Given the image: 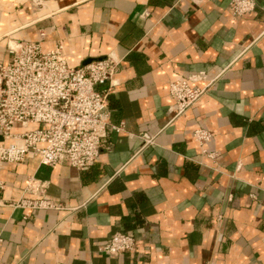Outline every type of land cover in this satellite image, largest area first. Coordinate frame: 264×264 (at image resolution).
Here are the masks:
<instances>
[{
  "label": "crops",
  "instance_id": "0c3cea01",
  "mask_svg": "<svg viewBox=\"0 0 264 264\" xmlns=\"http://www.w3.org/2000/svg\"><path fill=\"white\" fill-rule=\"evenodd\" d=\"M27 40L121 66L95 164L0 162V264H264V0L243 16L230 0H0V62ZM201 71L193 86L220 77L172 121L170 83ZM42 198L55 207L12 204ZM120 231L136 249L99 252Z\"/></svg>",
  "mask_w": 264,
  "mask_h": 264
},
{
  "label": "built area",
  "instance_id": "2783aa9c",
  "mask_svg": "<svg viewBox=\"0 0 264 264\" xmlns=\"http://www.w3.org/2000/svg\"><path fill=\"white\" fill-rule=\"evenodd\" d=\"M256 6L257 0H230L231 12L237 16L252 12ZM11 52L10 61L0 62V132L11 139L8 144L0 142V162L20 163L31 154L38 156L42 164L50 166L65 163L84 170L95 164L101 149L107 146V129L111 124L109 94L118 84L115 75L121 60L108 55L84 65L70 66L60 41L50 49H45L39 40L19 41ZM219 77L210 79L201 87L193 86L191 81L205 80L204 71L189 79L172 81V121L207 94ZM107 82V88H97ZM15 123L25 127L30 124L39 126L13 134ZM113 127L120 131L123 124ZM194 136L201 145L211 139V133L203 128L195 130ZM36 188L44 191L45 185L30 177L25 192ZM4 190L5 182L0 180V200ZM12 204L55 207V203L47 198L21 199ZM2 242L0 237V249ZM136 247L135 236L120 231L98 250L113 255L132 252Z\"/></svg>",
  "mask_w": 264,
  "mask_h": 264
}]
</instances>
